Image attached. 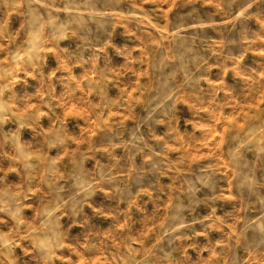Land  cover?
Returning a JSON list of instances; mask_svg holds the SVG:
<instances>
[{"label":"rangeland","instance_id":"rangeland-1","mask_svg":"<svg viewBox=\"0 0 264 264\" xmlns=\"http://www.w3.org/2000/svg\"><path fill=\"white\" fill-rule=\"evenodd\" d=\"M0 264H264V0H0Z\"/></svg>","mask_w":264,"mask_h":264}]
</instances>
